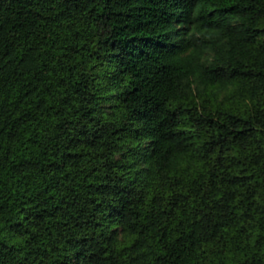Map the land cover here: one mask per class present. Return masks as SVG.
<instances>
[{
	"label": "trees",
	"instance_id": "16d2710c",
	"mask_svg": "<svg viewBox=\"0 0 264 264\" xmlns=\"http://www.w3.org/2000/svg\"><path fill=\"white\" fill-rule=\"evenodd\" d=\"M0 264H264V0H0Z\"/></svg>",
	"mask_w": 264,
	"mask_h": 264
}]
</instances>
